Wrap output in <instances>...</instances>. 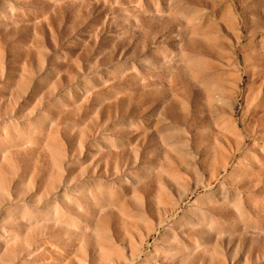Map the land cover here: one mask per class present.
I'll use <instances>...</instances> for the list:
<instances>
[{"label": "rangeland", "instance_id": "374dc122", "mask_svg": "<svg viewBox=\"0 0 264 264\" xmlns=\"http://www.w3.org/2000/svg\"><path fill=\"white\" fill-rule=\"evenodd\" d=\"M0 264H264V0H0Z\"/></svg>", "mask_w": 264, "mask_h": 264}]
</instances>
